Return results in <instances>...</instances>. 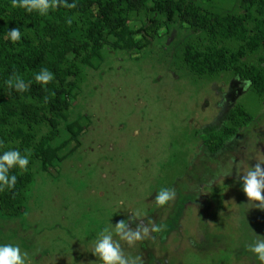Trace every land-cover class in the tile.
Returning a JSON list of instances; mask_svg holds the SVG:
<instances>
[{
	"label": "rangeland",
	"instance_id": "1",
	"mask_svg": "<svg viewBox=\"0 0 264 264\" xmlns=\"http://www.w3.org/2000/svg\"><path fill=\"white\" fill-rule=\"evenodd\" d=\"M193 1L216 14L242 12L241 0ZM150 17L132 13L130 24ZM187 44L203 48L205 36L175 19L135 55L106 46L101 63H78L72 104L51 142L57 156L45 171L32 161L18 215L0 213V244L19 245L26 264H99L96 234L137 213L165 225L132 246L120 242L142 264H254L244 245L264 236V210L248 204L235 168L225 173L264 158V102L230 73L191 74L182 61ZM236 105L253 122L206 154L199 135L227 122ZM70 123L73 134L64 129ZM46 130L40 126L37 139ZM161 188L176 195L157 206Z\"/></svg>",
	"mask_w": 264,
	"mask_h": 264
},
{
	"label": "trees",
	"instance_id": "2",
	"mask_svg": "<svg viewBox=\"0 0 264 264\" xmlns=\"http://www.w3.org/2000/svg\"><path fill=\"white\" fill-rule=\"evenodd\" d=\"M74 2L73 9L58 7L40 16L12 8L10 0H0V153L13 149L22 155L30 153L26 171L10 170V175L17 177L15 186L0 192V213L6 217L17 216L21 210L23 192L33 178L32 161H38L45 171L57 156L51 142L72 104L71 91L80 77L78 63H101V52L106 46L135 55L177 19L180 26L205 36L203 48L190 44L183 48L182 61L191 74L213 77L230 73L248 84L264 102V0H241L240 14L223 15L212 13L193 0ZM141 12L155 17L133 28L130 15ZM69 18L71 24L67 23ZM16 27L21 31V41L12 43L6 39V31ZM226 41L236 43L235 49L221 44ZM248 57L252 60H246ZM41 68H47L54 76L45 87L34 81V74ZM14 73L28 85L25 92L18 93L5 84ZM252 122L253 116L236 105L229 110L227 122L199 135L202 149L208 155L218 154ZM74 124H66L64 129L73 134ZM40 126L47 130L37 139Z\"/></svg>",
	"mask_w": 264,
	"mask_h": 264
},
{
	"label": "clouds",
	"instance_id": "3",
	"mask_svg": "<svg viewBox=\"0 0 264 264\" xmlns=\"http://www.w3.org/2000/svg\"><path fill=\"white\" fill-rule=\"evenodd\" d=\"M12 8H19L26 13H37L46 16L49 11H55L58 7L73 9L76 3H68V0H10ZM71 24V18L67 21ZM6 39L12 43L21 41L19 28H12L6 31ZM54 79L53 73L47 68H41L34 74V81L41 87L47 86ZM8 88L18 93L25 92L28 85L15 73L5 81ZM30 153L21 154L19 150H8L0 153V192L5 189L11 190L15 184L16 175H10V170L18 168L21 172L27 170ZM254 166L237 164L229 168L225 177L231 176L233 169L236 170L237 181L240 190L247 198L248 204L264 210V158H255ZM175 191L170 188H161L155 192V204L164 206L175 199ZM146 219V223H139ZM134 224L135 227H129ZM165 228L164 224H157L147 217H141L137 213H131L126 220H120L115 225L111 222L102 228L95 237L92 255L99 261V264H142L141 258L126 256L122 250L121 243L128 246L136 242L146 240L151 233H160ZM246 252L251 254L254 264H264V236L253 234L244 245ZM27 253L23 252L19 245L12 243L0 244V264H26Z\"/></svg>",
	"mask_w": 264,
	"mask_h": 264
}]
</instances>
